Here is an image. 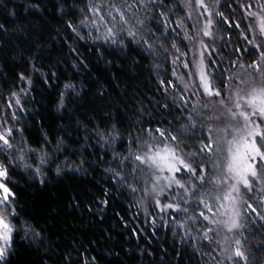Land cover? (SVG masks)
<instances>
[{
    "label": "snow or ice",
    "instance_id": "snow-or-ice-1",
    "mask_svg": "<svg viewBox=\"0 0 264 264\" xmlns=\"http://www.w3.org/2000/svg\"><path fill=\"white\" fill-rule=\"evenodd\" d=\"M169 2L49 0L53 10L66 18L64 24L71 34L91 41V54L106 71L115 67L116 61L129 73L149 61L159 69L156 61L160 56L173 66L195 71L185 73L193 79L180 84L160 78L159 98L151 110L142 104L136 107L134 96L123 103V111L117 107L115 115L110 104L107 110L97 106L75 120V135L71 125L64 123L58 124L55 132L41 127L39 147L26 149L25 130L10 122L19 120L11 109L23 110L22 97L32 88V80L21 74L18 78L28 88L10 94L5 104L10 119L0 116V264H13L17 239L39 245L46 240L44 232L32 223L20 184L12 176L25 179L23 173H27L44 185L53 171L60 176L100 170L109 186L102 185L86 204L79 194L74 195L70 207L80 209L84 204L102 221L113 189L124 188L139 194L138 199L133 195L132 206L144 214L153 230L157 216L163 227L175 224L183 231L179 242L210 257L213 264H249L252 252L264 250V240L250 244V239L264 236V0H185L184 6L196 13V23L184 25L189 30L183 33L179 31L183 17L179 23L172 19ZM8 3L0 0V9L16 16ZM30 10L39 13L46 9L41 0H29L25 11ZM202 18L203 26L198 27ZM16 30L26 31L27 27L21 24L10 30L0 23V36ZM172 33L181 37V43L190 42L192 48L184 44L188 51H181L175 37L169 39ZM233 37L237 42L232 53L216 44L219 39L226 46ZM241 39L244 46L239 44ZM32 47L42 53L45 45L38 39ZM71 51L77 60L72 67L87 68L89 57H81L77 48ZM189 52L198 55V61L185 59ZM28 55L29 62L36 59ZM218 55L222 59H217ZM33 68L40 71L34 64ZM43 78L49 87L59 79L55 72ZM82 92L83 88L67 79L57 96V111L82 99ZM106 94L102 85L93 92L101 100ZM116 216L118 223L125 219L120 213ZM130 234L139 238L140 230L133 228ZM74 252L80 255L75 242L61 257L62 264H99L94 256L87 261L73 260ZM106 254L118 255L111 249Z\"/></svg>",
    "mask_w": 264,
    "mask_h": 264
},
{
    "label": "rangeland",
    "instance_id": "rangeland-1",
    "mask_svg": "<svg viewBox=\"0 0 264 264\" xmlns=\"http://www.w3.org/2000/svg\"><path fill=\"white\" fill-rule=\"evenodd\" d=\"M28 3L29 0H9L8 7L10 9H15L17 13L16 16H9L7 11L0 9V23H6V26L10 30L18 29V26L21 24L27 27L26 31L16 30L11 31L10 35L0 36V69L3 74V77L0 78V116L6 115L10 119V112L5 111V104L8 101L10 94L12 92L19 91L21 88H28V85L25 81L23 82L22 80H18L19 75L23 74L29 77L32 81L34 80L35 83V77L38 76L37 74H43V76H38L40 79H37L35 86H33L32 83L30 94L27 97H22L24 109L19 110L17 107H13L11 109L12 112L18 113L19 120L10 122L15 127H21L25 130L23 133V137L27 141V144L24 145L25 149L28 146H31L32 148L39 147L37 141L41 140V127H43L45 130L55 132L56 126L60 123H64L66 126L71 125V130H73V135H75V120L77 118L83 119L89 110L97 107L95 104L97 96L93 95V92L101 85L107 90L106 98H110L112 100L111 106L114 107L113 114H116L115 109L117 107H120L121 111H123V106L121 105H123L125 102L124 90L131 87L132 80H134L135 76L133 72L129 73L128 69L123 67L117 69V71H114L115 78L113 79L112 76H110L104 69H102L96 62L93 61L94 63H92L91 66L89 65L87 68V79L85 80V83L84 81H82L81 84L78 83V88H81L80 86L82 84L83 89L85 88V91L81 93L82 99L77 100L75 103H69L66 109L57 111V96L58 93L63 89L60 86L61 90L59 88V91L54 95L53 103H48L47 97L51 98L53 93L51 87L44 83L43 78L44 76L49 75L52 71L54 72L55 69L53 68H57L56 71H59V66H57V63L62 66L61 61L58 62V60H54L56 59V55L50 43L51 37L55 41L56 36L48 32L46 33L44 30H42L47 17L45 11L39 13L35 12L34 10L25 11ZM41 3L45 8H48V0H41ZM169 3H171L169 7L173 9L172 19L179 23L180 18L183 17L184 23L181 27L184 29L183 32L188 31L189 29L184 27V25L191 26L196 23L195 11L184 6L185 0H170ZM178 10H180V12H177ZM52 11L53 9L51 12ZM29 12H32L33 14L29 15ZM54 12L56 13V11ZM176 14L178 19H176ZM189 14H191L192 19H188ZM202 26L203 18L201 19V24L198 25V27ZM38 39L45 45L44 51L42 53L32 47L33 41ZM204 40L207 42L208 38L204 37ZM184 44H188V48H192V44L190 42L184 41L180 46L182 51H188V48H185ZM134 47L135 46H133V48ZM29 53H31L32 56H35L40 64L38 63L37 65L36 63H33L35 60H31V62H29ZM133 54L134 53H130V55ZM185 59L198 61L199 57L198 55L193 56L192 52H189ZM15 62L17 64H15ZM145 63L146 62H143L137 65L139 67L136 74L137 81H143L148 77L146 72L147 63ZM33 64L40 71H35ZM42 65L46 67H40ZM8 69H11L12 71L16 70V73L13 76L14 79L10 80L8 77ZM192 71H195V69H186L182 66L176 65L174 81L177 84H180L184 80L193 79L192 77H185L184 75L185 73ZM117 76L119 77L118 79ZM65 78L71 79V77L67 76ZM97 81H99V84ZM64 82L67 83V79H65ZM109 84H111V87H109ZM32 92L34 97L32 96ZM84 93L88 94L84 95ZM32 98H34V101H32ZM50 101L52 102V99ZM118 102H121L122 104L119 105ZM99 103H102L101 99ZM37 110H39V113H41L40 118L36 116ZM45 112H48L49 115ZM16 140H20V135L16 136ZM100 151L102 153L103 149ZM29 156H31V154H29ZM60 159L62 160L63 157L61 156ZM29 162H31V160H29ZM18 171L22 172L21 169H18ZM90 172V175L67 172L66 175L62 174L57 176L53 171L49 173L47 182L44 185H41L38 180L33 181L27 176V173H23L25 179H20V177L17 175H13V179L17 180L20 184V188L22 189V197L25 201H27L26 210H29L31 214L28 213V211L27 213L30 217L32 215L36 217V220L32 219V223L37 226L38 230L49 232L48 237L50 241L59 240L62 233L65 232L67 228H70L68 226L71 225L72 228L73 222L70 221L71 219L75 221L74 223L77 226H79L75 231H73L74 237L80 241L81 245L85 246V250H90V252H86L87 254L85 253V256H77L75 260L87 261L94 256L98 258L99 264H113L109 263L112 256L106 254L108 249L115 250V248L117 246L119 247L120 244L116 223L117 220L113 214V207L109 211V214L106 215L102 221L100 218L98 219V225L95 223L94 219H92L93 215H86L85 213H82L84 204H86L90 199L88 195L90 193L94 194L96 192V185H101V183L104 181L102 179L100 170L95 172L90 170ZM25 180L27 182H25ZM28 183H33L41 190H45V193L43 192V194L41 193L40 196H38L43 199L41 200L43 201L41 205H39L40 203L38 204L36 202L39 200L38 197H34L32 193L28 194L25 192L24 184ZM76 194H79L84 201V204H81L80 209H73L69 206L70 198ZM136 198L138 199L139 197ZM70 215L74 218H70ZM157 220H160L159 216L156 217V221ZM187 224L191 225V221H188ZM171 225V228H173L175 232L178 233L177 236L183 234V231L178 229L175 224ZM75 228L76 226L73 227V229ZM82 229L83 231H81ZM260 240H264V236L257 235L254 239H250V244H256ZM182 246V258L185 261L187 259L190 262L195 261V257L193 255L195 252L197 253V251H194L192 246L189 244H184ZM27 249L28 241L17 239L16 252L11 258L13 264L32 263L31 256H28V254L24 252L28 251ZM249 264H264V250L252 252Z\"/></svg>",
    "mask_w": 264,
    "mask_h": 264
},
{
    "label": "trees",
    "instance_id": "trees-1",
    "mask_svg": "<svg viewBox=\"0 0 264 264\" xmlns=\"http://www.w3.org/2000/svg\"><path fill=\"white\" fill-rule=\"evenodd\" d=\"M69 2L71 3L72 0H69ZM224 2H227V0H224ZM48 3H49V0H48ZM48 5H47L48 8L47 7L45 8L46 9L45 13L47 17H46V22H44V27L42 28V30H44L46 33L48 32L56 36L55 41L51 37L50 43L54 49L52 50L54 51L56 55V59L54 60H58V62L61 61V64H62L61 66L59 65V63H57V66H59L58 67L59 71H56L57 68H53L55 69L54 72L57 74L59 79H54L52 81L51 90L53 94L51 98L47 97V102L51 104L53 103L54 95L56 94V92L59 91L60 86L63 89L64 83H65L64 80L68 79V78H65L66 76L71 77L72 82L76 84L77 86H78V83L81 84L82 81H84L85 83V80L87 79L86 78L87 71H88L87 68L89 67V65L91 66L92 63L96 62V60L94 59L90 51V49L93 47V45L91 44V41L90 40H78L73 34H71L70 30L65 27L64 19L66 18L62 19L61 14H59L58 12L55 13L54 10L51 12V10L53 9L52 4L49 3ZM169 5H171V3H169ZM224 10L227 14L228 10L227 9H224ZM177 12H180V10H178ZM32 14H33L32 12H29V15H32ZM237 17H238V14H237ZM176 19H178L177 14H176ZM172 26L175 27V24H173ZM57 29H59V34L57 32ZM183 30L184 29L182 27L181 29H179V31H182V33H183ZM34 32L36 33L35 30ZM173 37H175V40L178 46H181L182 45L181 37L176 36L175 33H172L169 39ZM236 42L237 41L235 37H233L232 41H230L226 46L224 45V42L219 39L216 41V44L217 46L226 47L227 53H232V48L236 44ZM239 44L241 46H244V42L242 39L239 41ZM73 47L78 49L81 57L83 56L89 57V60L86 61L87 68H81L80 70H77V68L72 67L74 63H77L76 53L71 51V48ZM217 59H222V58L218 55ZM156 62L160 64L159 69H155L151 67L150 66L151 61L146 62L147 63L146 72H147L148 77L145 78L143 81H137L136 74H137L139 67L137 65L135 66V68L132 71L135 74V76L133 75L134 80H132L131 87L124 90L125 92V102L124 103H127L129 98L134 96L136 98L135 99L136 107H140L142 104L145 108H148L149 110H151L156 100L159 98V94L156 92L158 80L160 78H165V79H171L174 81L173 68L175 66H173L170 62L165 61L163 56H160ZM33 63H36L38 65L39 61L35 59ZM130 63L131 61H129V64ZM15 64L17 63L15 62ZM99 66L102 69H104L103 65H99ZM227 66L228 65H227L226 59H224V67H227ZM40 67L45 68L46 66L42 65ZM119 68H121L120 62L116 61L115 67H112L110 71H106L105 69L104 70L114 79L115 78L114 71H117V69ZM8 70H9L8 77L10 78V80L14 79L13 76L15 75L16 70L14 71H12L11 69H8ZM37 75L40 76L41 74L40 75L37 74ZM38 76L35 77L36 78L35 83L37 79H40V77ZM2 77H3V74L0 69V78ZM18 80L21 81L19 78ZM32 82H33V86H35L34 80ZM82 85L80 86L81 88H83ZM84 91H85V88H84ZM32 96H33V92H32ZM51 99H52V102L50 101ZM32 101H34L33 98H32ZM99 102H100V98L97 99L96 97L95 104L97 106H105V110H107L106 106L109 104L111 105L112 100L110 98H106L102 100L101 104ZM118 104L120 105L122 103L118 102ZM131 107L132 105L130 104L129 109H131ZM112 108L114 107L112 106ZM45 113L49 115L48 112H45ZM36 116L39 118L41 117V113H39V110H37ZM12 179H13V176H12ZM102 185L104 187L109 186L103 181L101 185L100 184L96 185V192ZM24 190L28 194L32 193L34 197L40 196V194L41 193L43 194V192L45 193V190H41L37 185L33 183L24 184ZM92 195L93 194L90 193L88 195L89 198H91ZM133 195H135V197H139V194H130L124 188L113 189L110 207L106 208L104 211V217H105L106 215L109 214V211L113 207V214L115 215L117 221L119 217L116 216V213H120V216H123L125 218L120 223L116 222L117 229H118V236L120 238V244H119V247L117 246L114 250V252L117 253L118 255L112 256L109 263H113V264H205V261L207 260V264H213L210 257H207V258L203 257L202 255H200L199 251H197V253L195 252V254L193 255L195 257V261L190 262L187 258H186L187 260L185 261L181 255V253H183V246L179 242V236L173 234L175 230L171 228L172 223L169 224V227H163L161 226L162 222L160 220H157L156 221L157 227L155 228V230H153V228L150 226L148 221L145 219V216H143V213H139V209L132 206ZM38 198L39 200H37L36 202L38 204L40 203L39 205H41V203L43 202L41 200L43 199H41V197H38ZM26 211L30 213L29 210H26ZM82 213H85L86 215H93L92 219H94L95 223L98 225L99 223L98 219L100 217L95 212H89L85 209V207H83ZM31 217L33 220H36L35 216L32 215ZM70 218H74V217L70 215ZM179 218L180 220L183 221L184 214L183 213L179 214ZM165 220H168L167 216L165 217ZM70 221L73 222L72 228H71V225L68 226L70 228H67L66 231L63 232L62 235L60 236L61 238L57 241L49 240V237H48L49 232H44L46 236V240L43 245L31 243L30 241H28V249H27L28 251H24V252H26L28 256H31V262H32L31 264H62L61 257L67 255V252L70 249L73 242L76 243V247L79 249V253H80L79 256L81 255L85 256L86 252H90V250H85V246L81 245L80 241H78V239L74 237L73 231H75L79 226H77L74 223L75 221L71 219ZM187 222L188 221H186V223ZM125 224L127 225V227L124 226ZM75 226L76 228L73 229V227ZM133 228L140 230L139 238H136L135 236H132L130 234V230ZM87 229H90V228H87ZM81 231H83V229ZM48 249H50V251H48ZM203 251L205 252L208 251V248L205 247ZM217 252H219V249H217ZM76 257L77 255L74 252L72 259L75 260Z\"/></svg>",
    "mask_w": 264,
    "mask_h": 264
}]
</instances>
